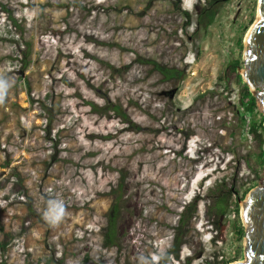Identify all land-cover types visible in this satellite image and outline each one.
Returning a JSON list of instances; mask_svg holds the SVG:
<instances>
[{
	"label": "rangeland",
	"instance_id": "rangeland-1",
	"mask_svg": "<svg viewBox=\"0 0 264 264\" xmlns=\"http://www.w3.org/2000/svg\"><path fill=\"white\" fill-rule=\"evenodd\" d=\"M258 1L219 0L204 29L197 10L208 0H0V79L9 86L0 183L12 170L20 183V193L11 181L0 191V264H160L196 197L185 244L164 264L237 252L234 262L245 261L232 213L217 223L211 208L214 192L231 186L244 197L240 219L264 180V122L250 125L262 107L256 101L248 118L241 85L222 82L229 62L243 70ZM154 63L182 77L167 81ZM51 202L65 210L56 225L45 218ZM114 206L117 240L106 248Z\"/></svg>",
	"mask_w": 264,
	"mask_h": 264
},
{
	"label": "trees",
	"instance_id": "trees-1",
	"mask_svg": "<svg viewBox=\"0 0 264 264\" xmlns=\"http://www.w3.org/2000/svg\"><path fill=\"white\" fill-rule=\"evenodd\" d=\"M218 4H219V0H208V2L203 7L198 8L197 10L198 11L197 12V25L198 26L206 29L214 22L218 14ZM185 14L188 16L187 12H185ZM10 20L12 21V23H15L14 19L10 18ZM246 30H247V27H243L242 32H246ZM26 66L27 65H25L24 67ZM241 66L242 64L239 59L235 60L234 62H229L224 68V71H223L224 77L222 79V82H224L225 84H229L230 80L234 78L236 82L241 85L242 94H241L240 102L244 109V112L249 118L253 114V109L255 107L257 100L255 97L252 96L251 92L249 91V87L245 83H243L241 75L237 73V70L241 69ZM153 68L160 75H162L167 81L172 80V79H180L182 77V72L176 69L167 68L165 66H161L156 63L153 64ZM109 109H112V111L114 112L117 110L115 106H112L111 108H106L105 106V110H109ZM122 119H123L122 120L123 123L131 125V122L130 120H128V118L123 116ZM263 122H264V117L261 118V122L259 123H256L254 121L250 122L251 130L256 131L257 128L259 127L262 128ZM260 157L262 159L260 163H261V166H263L264 165V154H261ZM18 180H19V175L15 172V170H12L4 182L11 181L12 186H13V191H18L20 193V190H18L20 186V183L18 182ZM4 182L0 183V191L5 187ZM253 185L254 184H252V186ZM221 187H224V188L214 192L215 204L211 208V211H213V215L217 223L221 222V220L228 213H232L233 218L235 220L237 239L240 242L244 238L245 231L239 219L238 204L240 201L244 199V197L243 196L238 197V191L235 190V188L231 186L228 187V186L222 185ZM252 188H250V190ZM235 199L236 201H234V207L232 208L231 200H235ZM199 200L200 199L196 197L193 199V201H191L189 204L183 207V210L181 211L179 215L178 227L174 229V234L172 236V243L170 245V248L165 253V256L159 259L160 264H164L163 260L167 262L169 258H174V259L178 258L180 248L185 244V238H186L185 233L186 232L184 229L186 225H188L190 220L193 219L196 213V208H197ZM118 215H119V208L117 206H114L111 212L109 213V215L107 216L106 226L103 231V246L106 248L116 245ZM5 249H6V244L0 243V250L5 251ZM240 256H241V253L238 254L237 252L233 260L232 259H226V260L221 259L220 261L216 260L213 264H231L232 262L238 260Z\"/></svg>",
	"mask_w": 264,
	"mask_h": 264
},
{
	"label": "water",
	"instance_id": "water-1",
	"mask_svg": "<svg viewBox=\"0 0 264 264\" xmlns=\"http://www.w3.org/2000/svg\"><path fill=\"white\" fill-rule=\"evenodd\" d=\"M244 44L248 48L244 51L240 75L264 114V0H260V15L245 35ZM244 201L240 219L245 231L246 259L231 264H264V180Z\"/></svg>",
	"mask_w": 264,
	"mask_h": 264
},
{
	"label": "clouds",
	"instance_id": "clouds-1",
	"mask_svg": "<svg viewBox=\"0 0 264 264\" xmlns=\"http://www.w3.org/2000/svg\"><path fill=\"white\" fill-rule=\"evenodd\" d=\"M9 86H6L4 80L0 79V105L5 101L7 90ZM65 210L61 202H51L48 211L45 213V218L53 225L58 224L63 216Z\"/></svg>",
	"mask_w": 264,
	"mask_h": 264
},
{
	"label": "bare ground",
	"instance_id": "bare-ground-1",
	"mask_svg": "<svg viewBox=\"0 0 264 264\" xmlns=\"http://www.w3.org/2000/svg\"><path fill=\"white\" fill-rule=\"evenodd\" d=\"M258 13H257V18L259 17V15H260V0L258 1ZM248 48V47H247ZM246 48V49H247ZM244 204V203H243ZM243 204L241 205V211H242V207H243Z\"/></svg>",
	"mask_w": 264,
	"mask_h": 264
}]
</instances>
